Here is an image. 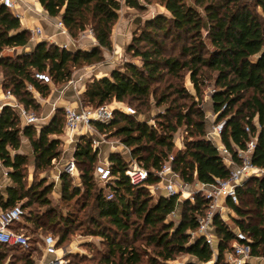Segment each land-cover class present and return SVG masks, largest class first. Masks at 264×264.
Returning <instances> with one entry per match:
<instances>
[{"label": "trees", "instance_id": "obj_1", "mask_svg": "<svg viewBox=\"0 0 264 264\" xmlns=\"http://www.w3.org/2000/svg\"><path fill=\"white\" fill-rule=\"evenodd\" d=\"M152 1H158L170 15L159 14L148 19L140 29L141 34L136 35L128 46L127 50L140 60L141 65L127 62L110 77L92 78L86 85L83 102L98 107L113 100L139 101L148 108L151 97L158 106L170 102L157 117L161 129L120 110L115 111L110 123L95 122L93 126L101 134L121 138L131 151V158L149 172L145 185L161 182L158 171L170 157L173 172L183 182L217 184L230 177L231 167L224 163L216 144L207 138L206 112L199 103L208 82H213V111L218 122L224 121L222 144L233 161L240 164L238 149H246L254 138L252 163L264 170V0H193V3L189 0H39L50 17L60 18L73 39L92 29L97 45L90 50H69L41 41L32 51L0 55V74L4 77L2 88L5 92L10 91L27 110L39 111L41 104L32 90L46 97L51 87L36 79L35 73H47L52 83L64 84L71 79L77 66L103 61L102 49L113 50V30L122 7L144 11ZM161 34L163 38H159ZM169 37L175 47H179L177 55L167 53L166 38ZM30 41V30L23 28L20 18L0 3V53L6 48L24 47ZM141 44L144 45L141 47ZM184 72L189 73L195 93L184 85ZM171 78L178 83L170 82ZM163 80L167 84L164 90L153 87L155 82ZM173 95L177 97L170 100ZM181 100L187 103H181ZM64 112L63 108L57 109L52 120L39 130L36 125L23 127L12 107L3 106L0 110V162L11 179V184L4 190L0 188V209L7 210L17 204L23 210L28 209L24 219L33 226L32 232L36 235L59 227V244L65 243L72 228L81 223L74 213H57L48 197L53 186L45 185V180L29 185L27 173L31 160H34L37 172H45L60 158L61 136L66 123ZM181 127H185L186 132L185 149L172 155L174 136ZM23 136L30 142L32 157L19 153ZM98 156L99 149H94L92 138L82 136L76 145L74 159L81 171L84 191L73 185L69 174L63 173L61 198L71 202L79 196L94 197L98 219L91 218L90 223L97 230L90 234L102 236L106 241L107 251L101 254V262L166 264L182 253L199 262L212 259L213 250L205 238L192 236L199 226L197 215H203L209 206L202 194H196L193 202L189 199L183 202L181 220L175 225L167 222V218L176 211L180 195L161 196L154 202L145 185L135 187L131 184L126 174L129 165L122 153L109 155L113 180L108 186L113 198L108 199L103 190L97 191L94 176ZM250 183L254 186L249 187ZM238 197L243 206H248L252 197L255 207L244 208L229 203L237 214L234 222L251 239L252 254L264 256V178L249 179L238 188ZM86 206L84 203L82 209ZM99 218L107 219L116 233L123 235L148 229L147 243L154 246V255L137 247L124 246L107 230L100 229ZM214 223L219 241L215 264H220L222 260L224 262V252L236 237L219 215ZM40 239L30 237L29 249L0 243V264H4L6 249L19 252L20 264H35L33 255Z\"/></svg>", "mask_w": 264, "mask_h": 264}, {"label": "rangeland", "instance_id": "obj_2", "mask_svg": "<svg viewBox=\"0 0 264 264\" xmlns=\"http://www.w3.org/2000/svg\"><path fill=\"white\" fill-rule=\"evenodd\" d=\"M1 1L2 0H0V3H1ZM189 1L192 3L194 2L193 0H189ZM147 5H146V10L142 11V10L135 9V12L133 14H130L128 17V21H129L128 22V28L134 29V31H135L133 33V35H129L124 39H116L114 37L113 45H115V44L117 45V43H122L120 49L123 50V54H122V57H120L118 62H117V64H119V66L121 68H122V65H125V63H127L126 61L141 65L140 60L138 58L133 57L132 53H130L127 50V48L133 42V38L136 35L141 34L140 29L142 27H144V24L147 21V20L145 21L144 19H146L148 16H153V18H154L159 14L169 15V14H166L167 13L166 11L162 12L161 8H163L164 6H162L158 1H152V3L147 4ZM16 11L17 10H15V13H17ZM135 17H139L140 23L134 21ZM159 38H163L162 34ZM78 40H79V38L75 40L76 47H74L73 50H76V49L90 50L92 47L96 46V44L94 45L89 40H81V41H78ZM47 42L52 43L49 41H47ZM166 43L168 45L167 53H170L173 55H177L179 53V47H177V48L175 47V44H173V42H171V37L166 38ZM143 45L144 44H141V47ZM109 52L112 53L113 50L109 51ZM0 55H3V56L12 55L13 56L15 54L12 52V48H6L2 53H0ZM103 63H105V62H103ZM100 64H102V63H100ZM113 65H115V64H113ZM84 67L85 66H83V67L77 66L76 68H74L72 77L75 76V74L77 72L81 71ZM184 75H185L183 77L184 85L191 92L192 91L194 92L193 86L190 82L189 73L184 72ZM3 79H4L3 75L0 74V97L2 96L3 93H5V90L2 88ZM170 82L178 83V80L171 78ZM54 85H55V87H54ZM62 85L63 84H51L50 86L54 87L53 90L56 91ZM166 85H167L166 81L163 80L160 82H155L153 84V87H156L160 91H162L165 89ZM213 89H214L213 82H208V86L205 88V92H204V96L202 98V101L199 103L206 112V117H207V122H208L207 138L211 139L216 144L221 155L224 158V163L227 165L228 160L230 159L231 155H227L224 153L225 147L221 142V132L220 133L218 132V125L221 122L217 121V115L215 114V112L212 109L211 93H212ZM171 91L172 90H170V92ZM175 97H177V96L173 95L170 98V100L174 99ZM116 102L117 101L113 100L112 102L108 103V105L115 108V109H126V107H131L135 110L136 114L134 116L137 119L147 120L150 125H152L155 128H158V129H161V128L157 122L158 121L157 117H158V115H161L165 111L166 107H168V105L170 104V102H168L166 104L158 106L153 97L150 98L151 104H150L149 108L145 105H141L139 101L119 102V104ZM81 103L84 105L83 99L81 100ZM181 103H187V101L181 100ZM90 106H92V105H90ZM118 107H120V108H118ZM63 109H65L64 115H66V108H63ZM29 111L34 113L37 116H40L42 113V109H40L39 111H35V110L31 109ZM61 115H63V114H61ZM64 115L62 117H64ZM159 131H161V130H159ZM185 136H186L185 127L179 128V130L175 133V136H174L175 148H174V151L172 152V155L178 153L179 150L185 149V143H184ZM62 137H63L64 141L62 142V145L60 146V149L62 151L61 156H60V158L55 160V163H53V166L51 169H49L45 172H37L35 170V168L33 167V165H31L32 161H33V160H31V164L28 166V173H27L28 174L27 175L28 176L27 177L28 184L31 185L32 183H35L36 181L38 182V181L45 180V185H52L53 186L51 193L48 195V197L51 200V207L56 208L57 213H59V214L61 213L63 215H69V213H74V216L78 217V220L81 223V225L77 226V227L76 226L73 227L72 233L69 235V239L65 243L59 244L60 248H62L65 252V258L70 263H73V264H104L103 262H101V258H102L101 254H103L107 251V247L105 245L106 241L104 240V238H102V236L90 234L93 232L95 233L97 230V228L90 223L91 218H97L98 217V209L96 208V204L94 202V197H90L88 199L86 196H79V197L75 198L74 200H72L71 202H65L61 198V196H62L61 195V191H62L61 175L63 173H65L64 168L62 166L63 160H61V157L67 156L68 157L67 159H71L72 152L75 151L74 147L76 145L74 142H70L69 144H67L68 146L65 147V145H66L65 135H62ZM97 137H99V139L102 141L100 143V145L97 147V149L98 148L100 149L99 150L100 152L112 150V151H115L114 153H122L129 166L134 165V164L141 166V164L137 160L131 158V156H132L131 151L129 152L128 150H125L124 147H127V146H125L121 142V138L119 136L111 135L108 133V134H102V135L97 136ZM122 144H123V146H122ZM94 146H95V144H94ZM119 151H121V152H119ZM63 153H64V155H63ZM100 159H101V157L99 156V161L97 162V164L99 162H101ZM97 164H96V166H97ZM77 169H78L79 174H77L75 176H71V175H69V176L72 179L73 185L75 187H80L81 191H84V187H83L81 176H80L81 171H80L79 167H77ZM2 173L3 172L1 171L0 174H2ZM255 177L256 178H264V172L253 174L249 179L255 178ZM94 178H95V185H96L97 191L103 190L104 195L107 197L108 194L112 192L110 190L109 186L104 187V185L102 183L100 184L97 181L96 175L94 176ZM161 182L160 183L164 187L165 181H161ZM175 182H176L175 184H176L177 191L179 192L178 194L180 195L179 205H178L176 211L168 216L167 222H174L175 225H178L180 220H181V217H182L181 215H182V211H183V206H182L183 202L185 200H188V199L193 202V200H192L193 196H195L197 192H200L202 187H201V184L199 182L187 184L179 178H177V180ZM1 185H3V184L0 182V188H1ZM162 185H161L160 189L159 188L157 189V188H155V186L148 185V184H146L145 187L144 186L143 187L148 190L149 194L153 198V201L156 202V201H158V198L162 196L161 194L164 191V188L162 187ZM253 186L254 185L252 183L249 184V187H253ZM251 198H249V200H248L250 202V204L248 206H246V205L243 206V204L239 200V198H238V201L236 204L242 205L244 208L250 207L251 209H254L255 204L253 202V199H251ZM84 203H87V206L82 209V206L84 205ZM221 204H224V203H221ZM40 209L43 210L44 208H40ZM35 210H37V208ZM25 213H29V210L28 209L25 210ZM223 216H224V218H222V219L230 228H237L238 227L236 225V223L234 222V218L237 217V214L230 207L229 203L224 208ZM99 221L101 223L100 229L107 230L108 233H110L113 237H116L115 239L120 241L124 246L137 247L141 251H147V253H149L150 255H154V251H155L154 246L147 243L148 229H142V231H140L138 234H134V231H130V232H128L127 235H123L121 232L116 233L115 227L113 225H111L107 219H103V218L100 219L99 218ZM58 228L57 229L44 230V232H39V234L36 235V234H33V232H32L33 226L29 225V226H26V228H24V229H20L19 232L26 235L28 238H30V237L31 238L32 237H37V238L40 237L41 238V236H44L46 234H52L55 238L59 239L60 238V232L58 231L59 230ZM216 238L218 240L217 235H216ZM5 253H6V257L4 259V264H20V262L17 259V256L19 253L18 251H14L12 249H6ZM190 262L194 263V264H214V263H216V260H214L212 258L209 262H206V263L199 262V260L197 258H195V257H193L187 253H182V254H179L175 260L167 261L166 264H182V263H190ZM143 264H145V263H143ZM220 264H224L223 260Z\"/></svg>", "mask_w": 264, "mask_h": 264}, {"label": "built area", "instance_id": "obj_3", "mask_svg": "<svg viewBox=\"0 0 264 264\" xmlns=\"http://www.w3.org/2000/svg\"><path fill=\"white\" fill-rule=\"evenodd\" d=\"M22 0H2L1 3L11 9L14 13L17 10ZM20 18L19 13H15ZM59 27L64 33H67L61 21L58 22ZM31 39H39L43 35V31L40 27H34L30 30ZM91 37V38H90ZM94 33L92 29H88L83 32L79 41L85 39H94ZM62 48L69 50L67 44L60 45ZM76 47V44H75ZM36 79L51 84L52 80L47 73H35ZM30 89H32L30 87ZM4 103L3 106H10L15 109L18 116L24 126L36 125L41 123L42 118L35 115L34 113L27 110L21 105L15 96L10 92L6 91L3 94ZM120 110L128 115H135V110L131 107L126 109H115L108 104H104L98 107H91L80 103L77 107L66 108V123L64 128V135L66 141L74 142L76 145L79 142V138L87 136L92 138L93 146L96 149L102 142L99 138H95L90 135V130L95 122L110 123L115 117V111ZM224 121L218 125V132H222ZM247 130H249L247 128ZM127 148V147H126ZM255 148V139L249 141L246 149H238V157L240 164H236L230 157L227 165L231 167V175L226 180L218 181L217 184L206 185L201 183V191L196 194H202L208 201V209L203 215H197L199 222L198 229L192 232V236L204 237L206 242L211 246L213 250L212 258L218 260L219 241L216 238L215 223L214 220L217 215L222 218L223 211L228 203H237L238 201V188L242 187L253 174L264 172L263 169L258 168L252 163V154ZM127 150L130 152L129 148ZM224 153L230 155L229 152L224 149ZM172 157L168 160L158 171V175L161 177V181H165L163 196L170 197L174 194L179 193L176 188V180L178 176L172 170ZM110 162L101 161L95 167V175L97 181L108 186L112 182V175L110 169ZM64 172L75 176L78 174L77 165L74 159V155L69 159L64 167ZM126 174L135 187L145 185L149 172L144 167L134 164L130 165ZM162 183V182H161ZM160 182L155 186L157 189L160 187ZM163 186V185H162ZM195 196L192 200L194 201ZM108 199L113 198L112 192L108 194ZM224 203V204H221ZM25 217V210H23L20 204H17L13 208L0 211V243L9 247H21L23 249L30 248L29 238L21 232L14 229L16 223L23 221ZM223 220V219H222ZM224 221V220H223ZM235 234V241L232 243L229 249L224 252V263L225 264H264V256H254L251 252L250 242L251 239L246 234L237 228H230ZM40 250L42 251L41 258L35 264H70L65 258V252L58 243V239L52 234H46L41 236L39 243Z\"/></svg>", "mask_w": 264, "mask_h": 264}, {"label": "crops", "instance_id": "obj_4", "mask_svg": "<svg viewBox=\"0 0 264 264\" xmlns=\"http://www.w3.org/2000/svg\"><path fill=\"white\" fill-rule=\"evenodd\" d=\"M148 6V5H147ZM162 12H167L166 14L170 13L166 10L165 7L161 8ZM17 13H19L20 16V21L22 24L23 28H26L28 30L33 29L34 27H40L43 31V35L39 39H35L30 41V43L24 47H16L12 48V52L14 54H21L24 52H29L32 51L36 44L41 41H49L52 42L53 44H56L58 46L62 44H67L71 49L75 47V40L73 39L70 34L64 33L63 30L59 27L58 22L60 21V18H52L48 15L47 11L43 9V7L40 5L39 0H22L20 2V5L17 8ZM135 12V9L129 8L127 6H123L121 11H120V18L117 24L115 25V28L113 30V36H112V42L114 41V37L116 39H124L129 35H133L135 32L134 29L128 28V17L130 14H133ZM168 15V16H169ZM153 16H148L145 21L148 19H152ZM135 22L140 23L139 17H135L134 19ZM91 38V37H90ZM91 41L94 45H97V40L95 39H85ZM79 41V40H78ZM122 43H117V45H113V52H109L107 49H102L103 57L104 60L103 63L102 61L99 63H95L92 65H87L85 66L81 71L77 72L75 76L71 77V79L64 83L59 89L56 91L53 90L55 87H51V92L48 96L43 97L41 96L38 92H36L34 89L32 90L34 93V96L36 100L41 104V109L42 113L40 117L42 118L41 123L39 126H36L37 129H41V126L48 124L52 118L55 115V111L60 108H69V107H77L80 105L81 100L83 99V93L86 89L87 82L90 81L92 78H101V77H110L111 73L114 70H121L123 69L124 65H122V68L117 64L118 60L120 57H122L123 50L120 49ZM77 50V49H76ZM111 58V59H110ZM128 62V61H126ZM102 63V64H100ZM115 64V65H113ZM54 84V83H51ZM50 84V85H51ZM55 91V92H54ZM193 92V91H192ZM3 93V92H2ZM4 94V93H3ZM2 94V96H3ZM0 97V110L2 109V105L4 103L3 97ZM212 100V99H211ZM119 104V102H116ZM117 104V105H118ZM120 108V107H118ZM212 109H213V103H212ZM24 127V125L22 124ZM65 134V133H64ZM63 134V135H64ZM90 135L99 138L97 136L102 135L100 132H98L95 127L93 126L92 129L90 130ZM62 141H64L63 137L61 136ZM81 138V137H80ZM79 138V139H80ZM66 141V139H65ZM23 145L21 149L19 150V153L21 154H28L31 157L33 156V151L32 147L30 145V142L27 137L23 136ZM70 142L66 141L65 147H67ZM123 146V144H122ZM76 147V145H75ZM74 147V149H75ZM94 147V146H93ZM125 150H127L126 147H124ZM95 149V148H94ZM97 149V148H96ZM95 149V150H96ZM99 149V148H98ZM100 150V149H99ZM66 151V150H65ZM103 151V150H102ZM75 152V151H74ZM74 152H72L73 156ZM115 151H105V152H100L99 151V156L101 157V161H109V155L111 153H114ZM121 152V151H119ZM123 152V151H122ZM64 155V153H63ZM98 156V158H99ZM67 156H62L61 160H63V168L65 167L67 161ZM55 163V160L53 161ZM31 164V163H30ZM34 167V160L32 161V164ZM35 168V167H34ZM0 172L2 171L3 173L0 174V182L3 184L1 185V189H5L8 185L11 184V179L8 176V170L2 165L0 162ZM79 174V173H78ZM201 184V183H200ZM157 185V184H156ZM153 185V186H156ZM160 184L159 189L161 188ZM163 187V186H162ZM156 188V187H155ZM165 194H161L162 196ZM1 211V209H0ZM28 222L23 219V221L16 223L14 226V229L19 231L20 229L26 228V226H29ZM40 240L36 242L37 246V251L33 255V259L35 262L39 261L42 255V251L40 250L39 247ZM191 263V262H190ZM186 264V263H182Z\"/></svg>", "mask_w": 264, "mask_h": 264}, {"label": "water", "instance_id": "obj_5", "mask_svg": "<svg viewBox=\"0 0 264 264\" xmlns=\"http://www.w3.org/2000/svg\"><path fill=\"white\" fill-rule=\"evenodd\" d=\"M215 264V263H214Z\"/></svg>", "mask_w": 264, "mask_h": 264}]
</instances>
